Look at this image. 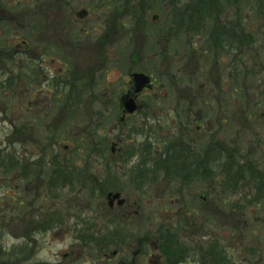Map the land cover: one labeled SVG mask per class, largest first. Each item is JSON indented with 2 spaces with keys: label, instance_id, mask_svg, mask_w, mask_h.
I'll list each match as a JSON object with an SVG mask.
<instances>
[{
  "label": "rangeland",
  "instance_id": "obj_1",
  "mask_svg": "<svg viewBox=\"0 0 264 264\" xmlns=\"http://www.w3.org/2000/svg\"><path fill=\"white\" fill-rule=\"evenodd\" d=\"M15 1L17 0H8L9 5L6 3L3 6L0 5V14H2L3 19V23L0 25L1 50L9 49V44L14 46L19 45V48L23 47L21 40L22 37H24V32H27L22 16L24 9L16 7ZM94 1L79 0L80 3H85L88 9L90 8L89 13L83 19L79 20L76 30L77 37L73 36L72 38L64 39L70 42V45H76L79 49H72L70 53L63 56L61 63L53 60L55 63L48 65L53 71L60 70L57 76L54 72V79L48 81L49 87H55L56 85L62 86L60 90L63 94L62 98L69 93L70 99L68 102H66V100L65 102L61 101L58 107L53 104V96L50 92L46 91L47 84L43 83V80H41L42 83L40 82V87L33 89L29 97V109L25 108L20 110L16 108L19 114L16 115L18 120L14 121V126L20 127L21 120L24 119V121L28 123L26 127H24L26 136L30 134L28 128L30 127V118L33 115L44 117L41 122H43L44 126L45 123L50 124L52 136L45 134V131L38 127L35 128L33 134L36 142L33 143L31 140L27 142L24 148L26 150L22 154V160L24 163H30L31 160L33 161L35 159L42 160L36 165H33L34 170L32 174L25 178L22 183L20 182L18 188L11 185L7 190L6 182H0V222L3 224H11L10 227L13 229L16 236H21L24 231L33 233L44 230L41 224L43 221L47 223L49 228H54L57 222H75L78 218L76 214H80L83 218L91 219L94 216V210L91 211L92 209L108 208V201L105 199V195L99 193V190L100 188L106 189V187L104 188V186H102L103 181L105 178L113 176L116 179L115 184L119 189L110 188L107 191H120L121 197L125 199L122 208L117 207L116 203L115 207L117 209H123L126 213L132 215H134L133 210L137 209L140 211L137 217L133 218L135 222L132 224L135 226H131L128 230L132 233L134 232L136 235H140V239L143 236L141 241L146 244L148 249V252H145L144 256L147 257L150 254L148 258H151V256L154 255L152 258L154 260L158 253L157 249H154L156 238L150 234L151 232L143 235L147 231L146 229H155V224H157L154 223L155 221L158 223L165 221L173 222L177 227L181 224L183 226L182 228H185V232H179L182 238H180L178 243H182L183 246L192 247L197 245V243L199 244L198 241L201 240L202 234L200 233V226L201 220L203 216H205L207 218L206 233L213 234L212 237L218 238L220 242L219 248L232 256L237 264H264V199L258 202L248 203L247 199L255 194L253 189H249L247 196H243V194L239 192L240 190L235 192L222 190L221 169L213 172L205 181L192 176L189 181L187 180L183 183L180 181H178V183L173 182L170 184L171 187H169L167 179L163 176L162 172H156L155 163L151 165L148 160L145 163L146 166L143 167H141L142 165L139 163L140 155L138 151H136L137 145L144 142L146 139L142 136L143 133H140V128L132 122L136 118L141 119V114L138 117L130 119L132 125L128 128L123 126V129H120L115 125L116 127L114 126L113 129V125L111 124L106 129H101L103 133H94L95 139L93 143L91 139H89L90 136L88 134L93 129V121H88L86 114L89 106L88 93L90 89L87 91L84 102H80L78 109V105L73 101H77L76 99H78V96L74 97L72 92L74 91L76 93L75 89L77 88L81 91L84 90V82L89 83L91 77L96 73L99 65H101L100 62L103 63L102 59L107 56V53L103 52L99 47L105 46L107 48H112L108 50L114 51L105 65L110 68L107 69V72L109 71L108 82H114L112 88H114V84L119 80H117L118 74L116 72L125 70L123 68L119 70L120 61L118 64L115 62L118 60L116 58L118 57L117 50L119 46L130 45L132 48L136 44H140L144 46V48L147 46V49L148 46L152 45L172 47L174 59H172L173 63L169 72L174 73V75L179 74V77H177L179 89L183 82L180 81L183 77L182 72L195 70L197 71L195 73L201 76L202 72L205 71L204 69L212 62V58H202L192 65L188 60L192 57L191 53L184 50L180 43L176 48V44H173L171 41V43H169L168 40L163 39L162 36L164 34L159 31V29L163 27V20L153 19V15L157 14L158 16L159 12L156 10L147 11L144 12L142 18L140 17L137 7L140 5H138V3L142 0H132L131 3L126 1L123 4L122 10L119 9L122 0ZM167 10L169 9L166 8L165 11ZM169 15L170 14L166 13V26H173V23L170 22ZM51 17H58V12L54 10ZM108 20V32L112 31V36L115 37L105 39L102 33ZM248 20L252 25L249 26L252 29V33L257 34L256 37H258L245 53L249 58V61H246L247 65L245 68L246 70L247 68H251V71L242 72L240 68H237L240 74L236 76L237 80H233V85L237 90L234 95L233 105L227 108L228 112L226 111V116L229 118L226 119L224 126L218 125L217 122L218 115L223 116L224 112L220 113L218 107L215 105V101L210 100L206 95L204 96V99H207L206 105L209 108V112H207V106L205 105V113L202 119L204 127L202 130L203 139H201L199 143L206 144L213 136L214 138L218 137L220 141L215 140V142L216 144H220V146L225 145L227 147V142L234 143V145L228 146V148L231 150L234 149L232 155L235 160L239 157L238 147L241 146V148L245 150L251 149L252 152L255 151V161L264 162V44L262 40V38H264V33H259L256 29L257 26V28H263L262 30H264V20H251L250 18ZM144 21H147L149 25L146 26V24H143ZM253 24H256V26ZM157 41L159 42L157 43ZM181 41H183V38H181ZM150 42L155 44H150ZM46 44L50 45L51 43L48 42ZM4 52L5 51H0V56H2ZM260 56L262 57V61L258 65L256 61ZM46 57L47 61H51V58L54 59L56 54L51 52L48 53ZM86 57L87 59H85ZM218 57L221 61H224L227 55L222 54ZM178 58L181 60H178ZM122 63L124 65L126 64L127 67L129 66L125 61ZM20 64L23 66L24 71L23 75L21 73L20 81L22 83L12 88V90L8 88L5 90L0 89V96H6L8 100H11L12 108L18 105L17 99L13 98L12 95L22 94L24 84H37L36 76L32 75L33 71L31 68L24 65V59L20 62L18 58H15L11 63V65L15 66L14 70L10 72L7 70L5 73H0V80L10 81L9 77H17V73H19L17 68ZM1 65L0 63V70L5 68L4 65ZM9 68H11V66H9ZM177 68L180 70L176 71ZM260 69L261 72L256 76L255 71ZM89 70L91 72H89ZM223 70L226 72H234L235 69L233 64L230 66V63H227ZM66 71H69V74L67 73L66 77H61V74ZM42 72L43 71L40 70L39 75H42ZM45 72L49 75L47 70H45ZM245 73L249 74L248 79H246L247 76ZM201 81H204L203 77L194 80L193 83L197 85ZM104 82H101V85L95 89L94 93L98 94L104 90ZM119 82L122 84V79H120ZM227 82L232 83V81L228 80ZM5 84L7 85V82H5ZM173 88L175 87L170 83L171 90L169 94L177 93V90ZM26 89L27 87H25V90ZM38 89L41 90L37 91ZM171 97L175 98L174 95H171ZM182 103L184 104V102L175 101V104L173 101L169 102L168 104L172 109H177L176 112L172 110L167 113L166 108L168 105L163 101L164 112L162 114L166 118L164 122L159 123L161 128L155 133L158 139L161 140V137L167 138L169 142L172 137L171 134H173L172 131H177V129H179V125L176 122H178L179 119L185 121V118H189V114L183 112L185 107L178 110L179 107L183 106ZM105 105L106 102L100 100L98 103L92 105L91 109L93 112L98 108L104 110ZM248 106L251 107L253 113L249 119H246V117H243V110ZM0 110H2V108H0ZM8 111L10 112L9 108L7 109V113ZM150 114L159 115L161 113L157 110H153ZM1 115L0 113V136H3L11 123L2 121ZM92 116H94V114ZM193 123L194 122H192V125H185L183 131L178 132L179 135H182V137L185 136V138L187 136L191 137L192 140H199L198 135L200 133L194 128L195 124ZM150 127L151 125H148V128ZM128 130L131 131V133L127 132ZM194 136L197 138H193ZM118 137L121 138L118 139ZM106 141L107 149H103V142L106 143ZM257 142L259 146L255 147V143ZM112 143H116L113 151L110 150ZM163 145L166 144L160 143L159 145L158 159L164 155L163 149L165 146ZM128 148H134L135 151L132 150V156L123 161L126 156L125 149L127 151ZM104 151L109 155L112 154V152H116L114 153L116 160L114 161V158L109 159L108 168L106 169L101 165V158ZM129 153H127V155ZM150 157L151 156L148 155V158ZM55 160L59 162L66 161L64 163H69V165H55ZM86 164L89 165V168ZM56 168L68 171L72 170L73 173H76L75 175L81 172L82 180L85 182L87 180V178H85L87 173L85 171L86 169H88V171L93 170L92 173L94 178L102 177V179L96 183L94 188L89 185L82 187L78 180L72 178L68 179L66 182H63L62 179H58L60 181L56 180L55 184L48 186V181L52 177L55 178ZM143 171H148V176L151 177L147 176L142 186L138 189L140 179L137 174ZM93 177H91L92 181ZM11 183L15 185L18 181ZM241 183L240 189L243 187ZM89 188L92 190L87 192ZM244 188L247 189L248 184L244 183ZM8 193L11 197L16 199L14 203L11 198V200H8L9 195L8 198L6 196ZM203 194L206 195L204 201L200 198ZM7 200L9 203H7ZM205 201H207L211 209L206 207ZM10 206L11 209H9ZM204 209L206 210L204 211ZM55 210H58L59 218H61L60 220L62 221L56 219ZM98 212V215H100L101 212L105 211L100 212V210H98ZM27 225H30L29 230L21 228ZM95 227L97 228L98 226L95 224ZM94 230L98 232L97 229ZM27 232H24V235H26ZM63 236L64 234L62 237H55L56 241L52 242L50 248L41 251L39 258L49 259V253H57L64 243L61 240ZM130 238L137 237L134 235ZM133 241L134 240L129 241V244H134L132 243ZM135 241L137 243V240ZM43 248L44 247H42V249ZM110 249L113 250L114 248L110 247ZM116 260L118 259L116 258L115 261ZM143 264H147V262L143 260ZM184 264L193 263L186 262Z\"/></svg>",
  "mask_w": 264,
  "mask_h": 264
},
{
  "label": "trees",
  "instance_id": "obj_2",
  "mask_svg": "<svg viewBox=\"0 0 264 264\" xmlns=\"http://www.w3.org/2000/svg\"><path fill=\"white\" fill-rule=\"evenodd\" d=\"M128 1L131 3L132 0ZM3 2L4 3L2 5H5V2L7 3V0H3ZM14 3L16 7L23 8L24 10H35L33 3L28 0H17ZM7 4L9 5V3ZM61 4H63L64 6L67 5L65 1H62ZM138 5H136L138 6L137 11L148 9L150 11L156 10L157 12H159V16L157 17V19H159L160 21L163 20V27L160 28L159 31L163 32L165 39L167 38L169 43L173 42V44H176V48L179 46L180 43L181 47H183L184 50L191 53L192 59L189 58L188 60L192 65L200 61L202 58H212V62L208 64L206 69H204L205 71L202 72L201 76L195 73L197 72L195 70H191L189 72V79L191 80V87L189 84V88H192V90L197 94L202 95L201 101L195 102L198 107H205L207 100L204 99L205 95L209 97L210 100L215 101V105L216 107H218V111L220 113L224 112L223 116L218 115V125L224 126L226 119L229 118L228 116H226V111L228 112L227 108L228 106L233 105L234 95L237 90V88L233 85V80H237L236 76L240 74V71L237 70V68H240L242 72L251 71V68H247V70L245 68V66L247 65L246 61H249V58L247 57V54L245 55V53L247 52L251 44L256 39H258V37H256L257 34L252 33V29L249 27L252 25L248 19L250 18L251 20H264V0H142L140 1V3H138ZM166 8H168L169 10L165 11ZM166 13L170 14V22L173 23V26H166ZM32 15L35 16V13L32 12ZM36 22L37 17L34 18V23ZM2 23L3 20H0V25H2ZM143 24H146V26L149 25L147 21H144ZM253 25L256 26V24ZM33 28L38 30V26H33ZM256 29L259 33H264V30H262L263 28H257L256 26ZM25 34L27 35L26 32H24V35ZM181 38H183V41H181ZM262 40L264 44V38H262ZM222 54L227 55V58L224 61H221L218 57ZM178 60L181 59L178 58ZM261 61L262 57L260 56L257 59L256 64L259 65ZM12 62L13 59L11 57H5L3 60H0V63L5 67L4 69L0 70V73H5L7 70L9 72L11 70L13 71L15 66L11 65ZM227 63H230V66H232L233 64L235 69L234 72L229 71L232 72L229 73L223 70L224 66ZM8 65L11 66V68H9ZM17 70H19V73H17V77H9L10 81L0 80V89L5 90L8 88L9 90H12V88L22 83L20 80L21 73L23 75L24 72L23 66L21 64L18 65ZM260 72L261 69L256 70V76ZM245 74L247 76L246 79H248L249 74ZM104 77V75H101L98 78H95L92 84H90V81L89 83L84 82V90L80 91L78 99H76L77 101L73 100L75 104L78 105V109L80 102H84L85 96L87 95V91L88 89H90L88 93L89 106L86 114L88 121H93V129L88 134L90 136L89 139H91L92 143L95 139L94 133H103L102 130L106 129L111 124H118V120L114 111L116 109L115 102L111 103V108L114 107V110H112L110 113H105L104 110H101L99 108L96 109L94 112L91 109V106L98 103L100 101L99 98L101 97L100 93H94L92 95L91 90L97 89L99 87L98 82H104V80H106V77ZM202 77L204 78V81H201L199 84L194 85V80ZM227 80L232 81V83H228ZM5 82H7V85L5 84ZM184 83L185 85H188L189 81L185 80ZM35 84L36 83H29V85L24 84L22 94L12 95L13 98L17 99L18 105L16 107H11L12 101L8 100L6 96H0V108H2V110H0V113L2 114L1 120L11 123L9 125V128L6 129L4 135L0 136V182H6L5 184L7 186V190L11 187V185H13L15 188H18L20 182L22 183L25 178L32 174V171L34 170L33 165H36L39 161L42 160L35 159L33 161L31 160L32 162L30 161V163H24L22 160V154L26 150L24 148L26 147L27 142L29 140H31L33 143L36 142L33 134L34 129L38 127L39 129L44 130L45 134L52 136V129L50 127V124L45 123L44 126L43 122H41L44 117H39L36 115L31 116L30 127L28 128L30 134L28 136H26L24 132V127H26V124L28 123L25 122L24 119L21 120L20 127H17L16 125L14 126V121L18 120V117L16 115L19 114L17 113L16 108H19L20 110H23L25 108L29 109V98H25V95L32 94L33 89L40 87V82L38 83L37 81V84ZM25 87H27L26 90ZM39 90L40 89H38L37 91ZM72 95H75L74 91L72 92ZM65 100L66 102H68L65 97H55L53 98V104L57 105L58 107L59 103L61 101L65 102ZM8 108L10 112L8 111L7 113ZM207 112H209L208 106ZM243 112V117H246V119H249L251 114L253 113L250 106L244 108ZM9 113L11 117L9 116ZM93 114L94 116H92ZM198 121H200L199 118L193 119L187 117L185 118V121L179 119L178 122H176L179 125V128L182 127V130H173V134H171L172 137L169 140L168 144L163 145L165 146V148L163 149L164 155L159 158L157 162H164L155 163L154 166H156V172H162L163 176H165L167 179V184H169V187H171L170 184H172L173 182L178 183V181H180L183 183L187 180H191L190 178L192 177V175L201 174L208 178V176L211 175L213 172H216L217 170L221 169L222 190H230L232 192L240 190L239 192H241L243 196H247L249 189H253L255 191V194L249 199H247L248 203L258 202L259 200L264 199V162L254 160L255 151L252 152L251 149L245 150L241 148V146H239V157L237 158V160H235L232 155V151H234V149L231 150L228 148V146L230 147L234 145L233 142H227V147L225 145L220 146V144H216L215 142V140L220 141V139L218 137L214 138L213 136L212 139L208 140L209 142H207L206 144H202L199 142L201 139H203V137L199 140H192L191 137L187 136L185 138V136L182 137V135H179L178 132H182L185 128V125ZM127 132L131 133V131L129 130ZM174 132H177L178 134ZM143 135L144 137H149L150 133ZM120 138L121 137H118V139ZM147 142L148 143H139L136 149V151H138V154L140 155L139 163H141V167L146 166V162H144L143 160L145 156L148 157L149 155L151 157H156L155 155H153L155 149L151 144L152 141L149 140ZM103 145V149H107V141L106 143L103 142ZM257 146H259L258 142L255 143V147ZM132 150L135 151L134 148H128L127 151L125 149L126 156L124 157L123 161L128 157L132 156ZM15 151L18 152L16 153ZM114 153L116 152H112V154L109 155L107 152L104 151L103 156L101 158V165L104 167V169L108 168L109 159L114 158V161L116 160V156ZM127 153L129 154L127 155ZM64 162L66 161L59 162L55 160L54 163L55 165H69V163L67 164ZM150 164L152 165V163ZM86 165L89 168V165ZM85 171L87 172L85 176V178H87L86 182L82 180L81 172H78V174L75 175L76 173H73L72 170L68 171L56 168L55 178L52 177L48 181V186L55 184L56 180L60 181L58 179H62L63 182H66L68 179L72 178L74 180H78L79 184L82 187L89 185L90 187L92 186L94 188L96 186V183L100 181L102 177L94 178L92 173L93 170L88 171V169H86ZM137 175L140 179V182L138 183L139 189L149 174L148 171H143L141 173H138ZM91 177H93V181ZM115 180L116 179L113 176L105 178L102 183V186H104V188L106 187V189L100 188L99 193L105 195L107 190L110 188L119 189V187H117V185L115 184ZM14 181H18V183H15V185L12 184L11 182ZM240 183L243 184V187L241 189ZM244 183L248 184L247 189L244 188ZM90 190L92 189L89 188L87 192H89ZM8 195L9 193L6 194L7 198ZM10 198L12 199L13 203L16 201L14 197H11L9 195L8 200ZM203 198L202 199L204 201L206 199L205 194H203ZM8 200L7 203H9ZM204 203L206 204V207L208 209H211L207 201H205ZM118 207L122 208V206ZM112 208L113 207L108 206L107 209H92L91 211L94 210V216L91 219H86L83 218L80 214H76L78 218L75 222L84 221L92 223L94 225V229L98 230V232H95V234L93 235L95 238L109 237L112 239V241H118L121 238L137 240V242H140L143 247V255L145 254V252L147 253L148 249L146 247V244L141 241V239H143V236L141 235L142 237L140 239V235H136L134 232L132 233L128 230L131 226H135L132 224L135 222L133 218L137 217L140 211L136 209L137 213L135 211L134 215H132L126 213L123 209H117L116 207L115 209ZM9 209H11V206L9 207ZM98 210H100V212H105H101V214L98 215ZM54 213L56 215V219H58V221H62L60 220L61 218H59L58 210H55ZM154 223H157L155 224V229H146L147 231L143 235L151 232L150 234H152V236L156 238V243L154 247L157 246V252H161V254H164L166 259L174 255L182 254L183 248H186L187 246H183L182 243H178V241H180V238H182V235L179 234V232H185V228H182L183 226L181 224L177 227L173 222L168 221L159 223L155 221ZM95 224L96 226H98L97 228L95 227ZM29 226L30 225L22 226L21 228L29 230ZM1 231L2 230H0V232ZM30 234L33 233L27 232L25 236H28ZM134 235L137 238H130ZM86 236L90 235L86 234ZM212 236L213 234H210V237ZM8 241L10 242V239H6L3 242L6 243ZM13 243L15 247L21 246L20 239H14ZM101 245H103V243H101ZM219 245V239L213 237V243L210 247L213 249L212 253L219 254L220 257L218 260H221L222 264H237L232 258L227 257L228 254L225 253L223 249H216V247H219ZM117 246L118 244L115 242H111L110 244V247L112 248H115ZM209 253L211 252L208 251V254ZM143 257L142 264L143 260L145 261L146 256ZM17 264L24 263L18 262ZM126 264H129V262H127Z\"/></svg>",
  "mask_w": 264,
  "mask_h": 264
},
{
  "label": "flooded vegetation",
  "instance_id": "obj_3",
  "mask_svg": "<svg viewBox=\"0 0 264 264\" xmlns=\"http://www.w3.org/2000/svg\"><path fill=\"white\" fill-rule=\"evenodd\" d=\"M28 1L33 3L35 10H24L22 12L24 26L26 25L27 29V35L25 34L21 40L23 47L19 48V45L14 46L9 44V49H0V51H5L0 57V60H3L5 57H11L13 60L18 58V60L22 62V59H24V65L31 68L33 71L32 75L36 76V81L42 83L41 80H43V83L47 84L46 91L50 92L53 98H62L63 94L60 92L62 86L56 85L55 87H49L48 83L49 80L54 79V72L57 76L60 70L53 71V69H51L48 65L55 63V61L61 63L63 56L70 53L72 49H79V47L76 45H70L71 43L64 39L72 38L73 36L77 37L76 30L78 28L79 20L83 19L89 13L90 8L88 9L87 5L85 3H80L79 0ZM62 1H65L67 5L64 6L61 4ZM126 1L128 0H122L119 8L120 10H122L123 4ZM3 3V0H1L0 5ZM7 3H9L8 0ZM54 10L58 12V17L56 18L51 17ZM138 11L140 13V17L142 18L144 12L150 10L147 9ZM32 12L35 13V16L32 15ZM158 16L157 14H154L153 19H157ZM35 17H37L36 23H34ZM0 20H3L2 14H0ZM33 26H38V30L34 29ZM108 29L109 20L106 22V27L102 36L105 39L115 37L112 36V31L108 32ZM162 37L165 39L164 35ZM48 42L51 44L47 45L46 43ZM158 42L159 41H157V43ZM150 44L155 43L150 42ZM99 49L106 52L107 56L103 57V63L100 62L101 65H99L96 73L91 77L90 84L94 82L95 78H98L101 75L106 77V80L103 83V85L105 84L103 86L104 90L99 92L101 95L99 99L106 102L104 109L105 113H110L114 110V107L111 108V103H116V109L114 111L118 124H113V129L115 125L120 129H123V126L128 128L132 125V123H135L137 127L140 128V133H150L149 137H144L146 139L144 142L148 143L147 141H152L151 144L155 149L153 155L156 157L148 158L145 156L143 158L144 162L149 160L150 163H159L157 162L159 145L160 143L168 144L167 138L165 139L161 137L160 140L155 135V133L159 131V128H161L159 123L164 122L166 118L162 114L164 112L163 101L168 105L166 108L167 113L172 110L176 112L177 109H172V107L168 104L169 102L173 101L174 104L175 101L184 102V104L182 103L183 106L179 107L178 110L185 107L183 112H187L189 114V118H199L200 121L194 122L193 124H195L194 128L200 133L198 138L201 139L203 137L202 130L204 127L201 119L204 117L205 108L203 106L198 107L195 104V102L201 101L202 95L197 94L192 90V88H189L191 80L189 79L188 71L182 72L183 77L180 81L183 82L180 85V89L178 88L177 77H179V74L174 75V73L169 72L173 63L172 59H174L172 47L152 45L148 46L147 49V46L144 48V46L140 44H136L132 48L130 45L119 46L117 50L118 57L116 58L118 60L115 62L118 64L120 61L119 70L122 68L125 70L116 72L118 74L117 80H119L114 84V88H112L114 82H108L109 71L107 72V69L110 68L105 66L107 60L111 57L110 55L114 51L108 50L112 48H107L105 46L99 47ZM51 52L56 54V57L54 59L51 58V61H47L46 55ZM98 56L100 57L99 53ZM85 59H87V57ZM123 61H125L129 66L127 67L126 64L124 65L122 63ZM40 70L43 71L42 75H39ZM45 70H47L49 75H47ZM179 70L180 69L177 68L176 71ZM68 72L69 71H66L61 74V77H66ZM89 72L91 71L89 70ZM134 74H142L144 77H147L148 82L137 88ZM120 79H122V84L119 82ZM185 80L189 81L188 85H185ZM98 83L100 86L101 82ZM170 83L175 87L173 89L177 90L176 94H169L171 90ZM75 91L76 93L73 95L74 97L78 96L81 90L77 88ZM91 91L93 95L95 90ZM68 94L65 95V99L67 100L70 99ZM30 95L31 94L25 95V98H29ZM171 95H174L175 98L171 97ZM128 101L134 106V110L132 112H128L126 108L125 103ZM28 102H30V99H28ZM153 110H157L161 114L151 115L150 113ZM140 114L142 115L141 119L136 118L131 123L130 119L138 117ZM148 125H151V127L148 128ZM181 128L182 127H180L179 130H182ZM193 138L197 137L194 136ZM192 176H195V178L198 177L200 180L206 179V177L201 174H195ZM200 198L202 199L203 195H201ZM115 206L114 201L112 209H115ZM205 210L206 209H204V211ZM135 211L137 212L136 209L133 210V212ZM41 224L44 228L42 231L33 232V234L28 236H25L23 232V235L16 236L13 229L10 227L11 224H3L0 222V230H2L0 232V264H17L18 262H23L24 264H126L127 262H129V264H142V257L144 256L143 247L140 242H137V244L135 240L132 242L134 244H129V241H132L133 239L121 238L118 241H112L109 237L95 238L93 236L95 234L94 225L88 222H57L54 228H49L45 222H42ZM206 224L207 218L203 216L200 226V233L202 235L201 240L198 241L199 244L192 247H184L182 254L168 257V259H166L164 254L158 252L155 256L156 258L153 260L152 258L154 255H152L151 258H148L150 256L149 254L145 258V262H147V264H184L186 262H192L193 264H222L221 260H218L220 257L219 254L212 253L213 249L210 246L213 243V237H210V234L206 233ZM63 234L64 236L61 240L64 243L61 245L62 247L58 250V252L49 253V259H40L39 255L41 251L46 248H50L52 246V242L56 241L55 237H62ZM86 234L90 236H86ZM6 239H10V242L8 241L4 243L3 241ZM14 239H20L21 246L15 247L13 243ZM111 242L118 244V246L113 250L110 249ZM101 243H103V245H101ZM42 247L44 248L42 249ZM217 248L219 247L217 246L216 249ZM154 249L156 250L157 246ZM208 251L211 253L208 254ZM227 257L232 258L229 254ZM116 258L118 260L115 261Z\"/></svg>",
  "mask_w": 264,
  "mask_h": 264
},
{
  "label": "water",
  "instance_id": "obj_4",
  "mask_svg": "<svg viewBox=\"0 0 264 264\" xmlns=\"http://www.w3.org/2000/svg\"><path fill=\"white\" fill-rule=\"evenodd\" d=\"M134 79L136 81V86L137 88H139L142 84L147 83V77H144L142 74H134ZM126 108L128 111H133L134 110V106L128 101L125 103ZM114 149V146H112V150ZM106 197L108 198V203L109 205H112V202L114 199H117V203L119 205H122L124 203V198L120 197V192H107L106 193Z\"/></svg>",
  "mask_w": 264,
  "mask_h": 264
}]
</instances>
